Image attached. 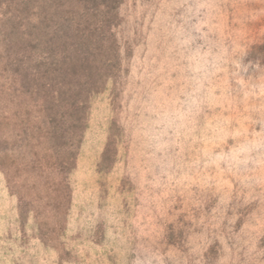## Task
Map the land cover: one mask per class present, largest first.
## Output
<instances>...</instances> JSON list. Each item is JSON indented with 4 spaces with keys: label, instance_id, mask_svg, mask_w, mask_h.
Returning <instances> with one entry per match:
<instances>
[{
    "label": "rangeland",
    "instance_id": "obj_1",
    "mask_svg": "<svg viewBox=\"0 0 264 264\" xmlns=\"http://www.w3.org/2000/svg\"><path fill=\"white\" fill-rule=\"evenodd\" d=\"M0 264H264V0H0Z\"/></svg>",
    "mask_w": 264,
    "mask_h": 264
}]
</instances>
